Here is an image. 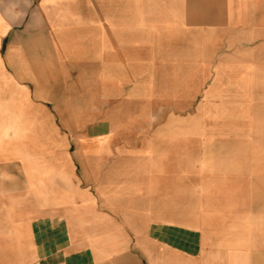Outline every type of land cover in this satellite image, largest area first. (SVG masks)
<instances>
[{
  "label": "crops",
  "instance_id": "1",
  "mask_svg": "<svg viewBox=\"0 0 264 264\" xmlns=\"http://www.w3.org/2000/svg\"><path fill=\"white\" fill-rule=\"evenodd\" d=\"M262 188L264 0H0V264H264Z\"/></svg>",
  "mask_w": 264,
  "mask_h": 264
},
{
  "label": "rangeland",
  "instance_id": "2",
  "mask_svg": "<svg viewBox=\"0 0 264 264\" xmlns=\"http://www.w3.org/2000/svg\"><path fill=\"white\" fill-rule=\"evenodd\" d=\"M160 94V96H158V105L156 108V115H157V128L158 129H163L164 126L167 125V129H168V124L164 123L165 120H167V118L169 116H173L174 118H178L180 115H194L195 111H196V107H184V106H180L179 105V98H180V94L178 92H172L170 93L171 95H166V98L164 95H162L161 92H158ZM173 94V95H172ZM169 96H172V100H169L170 98H168ZM168 98V99H167ZM166 99V100H164ZM172 126L170 127L172 130H180V123L178 122H174L173 124H171ZM193 124H189V129L191 130ZM263 190V194H264V188H262ZM263 225H264V218L262 219Z\"/></svg>",
  "mask_w": 264,
  "mask_h": 264
}]
</instances>
